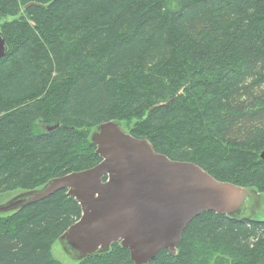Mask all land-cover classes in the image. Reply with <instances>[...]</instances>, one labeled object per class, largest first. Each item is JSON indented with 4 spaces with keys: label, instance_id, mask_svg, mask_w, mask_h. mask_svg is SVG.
<instances>
[{
    "label": "trees",
    "instance_id": "obj_1",
    "mask_svg": "<svg viewBox=\"0 0 264 264\" xmlns=\"http://www.w3.org/2000/svg\"><path fill=\"white\" fill-rule=\"evenodd\" d=\"M0 17V192L93 166L90 129L118 120L264 193V0H0ZM80 214L59 189L0 215V264H53ZM75 264L134 263L117 242ZM147 264H264V219L203 211Z\"/></svg>",
    "mask_w": 264,
    "mask_h": 264
},
{
    "label": "water",
    "instance_id": "obj_2",
    "mask_svg": "<svg viewBox=\"0 0 264 264\" xmlns=\"http://www.w3.org/2000/svg\"><path fill=\"white\" fill-rule=\"evenodd\" d=\"M6 49L0 31V58ZM89 140L100 157L96 164L21 190L0 204V213L14 212L66 189L81 214L57 240L76 261L118 242L134 264H147L161 250L175 255L185 226L203 211L237 219L262 214L256 189L218 180L193 162L170 159L147 139L131 135L121 121L96 125ZM259 155L264 159V149Z\"/></svg>",
    "mask_w": 264,
    "mask_h": 264
},
{
    "label": "rangeland",
    "instance_id": "obj_3",
    "mask_svg": "<svg viewBox=\"0 0 264 264\" xmlns=\"http://www.w3.org/2000/svg\"><path fill=\"white\" fill-rule=\"evenodd\" d=\"M4 20H5L4 18L0 17V25ZM122 125L124 129L126 130L129 129L128 125L124 121H122ZM93 129L94 128L90 129L89 134H91V131ZM20 191H21L20 189H17V190H12V191L0 192V204L8 201L10 198L15 196ZM261 211H262V214H257L256 216L264 219V193L262 194ZM2 214H6V213H0V215ZM50 256H51V260L53 264H75L77 262L76 260H74L73 258H71L69 255L65 253V251L63 250L61 246V243L58 240H56L50 247Z\"/></svg>",
    "mask_w": 264,
    "mask_h": 264
}]
</instances>
